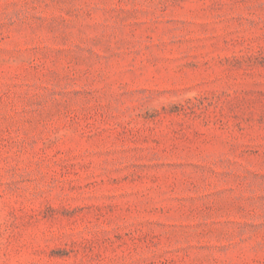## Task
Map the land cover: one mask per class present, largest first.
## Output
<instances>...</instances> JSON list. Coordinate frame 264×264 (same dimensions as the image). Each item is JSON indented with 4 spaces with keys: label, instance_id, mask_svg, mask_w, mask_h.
Masks as SVG:
<instances>
[{
    "label": "rangeland",
    "instance_id": "obj_1",
    "mask_svg": "<svg viewBox=\"0 0 264 264\" xmlns=\"http://www.w3.org/2000/svg\"><path fill=\"white\" fill-rule=\"evenodd\" d=\"M0 264H264V0H0Z\"/></svg>",
    "mask_w": 264,
    "mask_h": 264
}]
</instances>
